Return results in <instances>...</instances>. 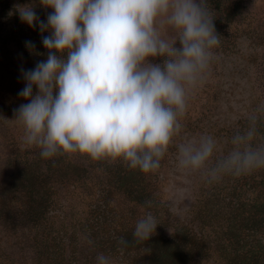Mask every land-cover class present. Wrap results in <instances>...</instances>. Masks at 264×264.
<instances>
[{"label":"trees","instance_id":"1","mask_svg":"<svg viewBox=\"0 0 264 264\" xmlns=\"http://www.w3.org/2000/svg\"><path fill=\"white\" fill-rule=\"evenodd\" d=\"M24 1L0 0V264H97L99 253L111 264H264V168L211 184L193 172L194 203L184 216L162 193L178 168L177 144L210 134L218 142L213 159L227 154L235 131L247 127L246 114L264 105V0H207L220 43L203 82L188 94L180 133L150 173L80 153L45 159L23 145L15 119L29 102L18 95L23 72L47 59L42 38L51 34L21 21ZM258 127L254 145L264 143V118ZM147 212L158 225L140 241L133 231Z\"/></svg>","mask_w":264,"mask_h":264},{"label":"clouds","instance_id":"2","mask_svg":"<svg viewBox=\"0 0 264 264\" xmlns=\"http://www.w3.org/2000/svg\"><path fill=\"white\" fill-rule=\"evenodd\" d=\"M54 9L47 23L33 7L17 8L22 22L41 32L47 59L23 72L29 100L16 110L22 143L42 158L80 153L93 159H121L131 169L155 172L173 138L188 94L202 83L219 45L207 0H39ZM175 33L166 39L161 29ZM179 42V46H177ZM32 49L34 44L26 42ZM159 58V62H157ZM35 86L36 92L33 93ZM227 154L214 158L218 142L210 134L186 137L176 145L177 167L201 172L208 183L264 168V143L253 144L264 105L246 114ZM147 212L133 237L148 240L157 227ZM89 244L93 243L91 240ZM118 242L127 245L120 237ZM97 264H111L97 254Z\"/></svg>","mask_w":264,"mask_h":264},{"label":"rangeland","instance_id":"3","mask_svg":"<svg viewBox=\"0 0 264 264\" xmlns=\"http://www.w3.org/2000/svg\"><path fill=\"white\" fill-rule=\"evenodd\" d=\"M36 5L37 7L36 13L41 16L47 18L48 14L54 12V9L50 7H39V0H25L24 5H27L28 3ZM38 5V6H37ZM41 10L45 13H39L38 10ZM50 12V13H49ZM42 14H45L44 16ZM161 35L166 39H172L175 36V33L167 28L161 29ZM177 46H179V42H177ZM157 62H159V58H157ZM196 177L194 178L193 172H186L181 171L178 168H176V171L170 172L167 174V180L163 183L162 186V193L163 197L170 203L171 210L176 213L178 216H184L186 212L189 210V208L194 203V184H195ZM118 202L122 205H128L129 202L123 198L120 197L118 199ZM1 229V228H0ZM1 235H4V232L0 233ZM17 251V248H16ZM15 258H19V255L16 254ZM201 264H215L212 260L205 261Z\"/></svg>","mask_w":264,"mask_h":264}]
</instances>
